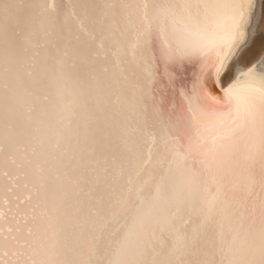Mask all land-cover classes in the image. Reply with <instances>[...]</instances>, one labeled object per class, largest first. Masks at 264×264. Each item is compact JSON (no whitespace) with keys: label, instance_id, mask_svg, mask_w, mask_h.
<instances>
[{"label":"snow or ice","instance_id":"6c2138e0","mask_svg":"<svg viewBox=\"0 0 264 264\" xmlns=\"http://www.w3.org/2000/svg\"><path fill=\"white\" fill-rule=\"evenodd\" d=\"M244 7L0 0V168L27 192L0 211V264H264Z\"/></svg>","mask_w":264,"mask_h":264},{"label":"bare ground","instance_id":"6f19581e","mask_svg":"<svg viewBox=\"0 0 264 264\" xmlns=\"http://www.w3.org/2000/svg\"><path fill=\"white\" fill-rule=\"evenodd\" d=\"M53 2V0H49ZM67 3L76 2V0H64ZM244 7V40L241 48L240 70L234 73L233 79L248 81L260 86L264 83V46H262L260 35L257 34L258 27L264 28V4L263 0H243ZM69 27L76 31V25L70 21ZM259 53V54H258ZM222 88L226 84H221ZM19 186L10 187L8 179L3 175V169L0 168V211H6L7 206L4 205L6 199L12 202V213L16 212V203L23 201L27 195L26 190L22 186V181L18 182ZM19 198V200H17ZM26 205L21 203V208Z\"/></svg>","mask_w":264,"mask_h":264},{"label":"water","instance_id":"95a60500","mask_svg":"<svg viewBox=\"0 0 264 264\" xmlns=\"http://www.w3.org/2000/svg\"><path fill=\"white\" fill-rule=\"evenodd\" d=\"M192 72L193 69L191 66H188V69L185 73H183L185 80L189 83L190 86V82L192 79ZM204 87L210 92V93H214V94H219L221 92L222 86H217L216 83L214 82V80L212 78H206L205 80V84Z\"/></svg>","mask_w":264,"mask_h":264},{"label":"rangeland","instance_id":"374dc122","mask_svg":"<svg viewBox=\"0 0 264 264\" xmlns=\"http://www.w3.org/2000/svg\"><path fill=\"white\" fill-rule=\"evenodd\" d=\"M263 4H264V0H263ZM262 21H264V18H263V20ZM262 24V23H261ZM261 24L259 25V27H258V31H257V34L258 35H260V38H261V43H262V46H264V28L262 29L261 28ZM264 26V25H263ZM264 48V47H263ZM259 54V53H258Z\"/></svg>","mask_w":264,"mask_h":264}]
</instances>
